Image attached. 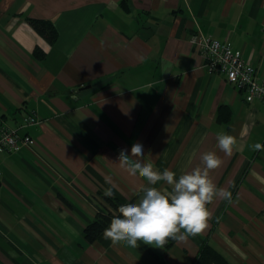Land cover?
Wrapping results in <instances>:
<instances>
[{
    "label": "crops",
    "instance_id": "1",
    "mask_svg": "<svg viewBox=\"0 0 264 264\" xmlns=\"http://www.w3.org/2000/svg\"><path fill=\"white\" fill-rule=\"evenodd\" d=\"M28 18L52 22L55 42ZM197 31L231 43L264 80V0H0V127L32 139L0 152V264H193L206 239L231 264H264V106L206 71ZM221 132L236 139L230 156ZM136 142L177 178L215 152L210 179L233 203L215 199L208 227L167 251L87 243L106 190L143 195L147 182L117 161Z\"/></svg>",
    "mask_w": 264,
    "mask_h": 264
},
{
    "label": "clouds",
    "instance_id": "2",
    "mask_svg": "<svg viewBox=\"0 0 264 264\" xmlns=\"http://www.w3.org/2000/svg\"><path fill=\"white\" fill-rule=\"evenodd\" d=\"M218 148L231 155L236 139L221 132L216 136ZM252 150H260L259 143L250 146ZM145 152L141 143L131 146L130 154L121 150L117 161L121 168L131 176H139L147 182L142 189L143 195L137 202L126 203L116 210L107 228L103 230L104 238L113 244L124 243L137 248L138 241L157 248H163L169 239L184 240L189 236L201 234L207 227L211 212L207 205L215 199L233 203L232 193L217 188L210 179V171L219 168L222 160L215 152L201 155L203 167L197 166L191 171L176 177L169 169L162 172L155 169L151 154L144 161ZM164 182L171 186L168 193L162 192L156 185ZM111 191L106 190L105 195ZM183 230V231H181Z\"/></svg>",
    "mask_w": 264,
    "mask_h": 264
},
{
    "label": "built area",
    "instance_id": "3",
    "mask_svg": "<svg viewBox=\"0 0 264 264\" xmlns=\"http://www.w3.org/2000/svg\"><path fill=\"white\" fill-rule=\"evenodd\" d=\"M193 49L201 56L206 71L217 73L225 80L241 90L248 103L259 100L264 106V80L256 75L254 66L246 62L240 51L233 49L231 43L222 42L200 31L190 37ZM26 125H35L39 119L27 116ZM32 139L28 136L19 139L14 129L8 126L0 127V152H18L22 145H28Z\"/></svg>",
    "mask_w": 264,
    "mask_h": 264
},
{
    "label": "trees",
    "instance_id": "4",
    "mask_svg": "<svg viewBox=\"0 0 264 264\" xmlns=\"http://www.w3.org/2000/svg\"><path fill=\"white\" fill-rule=\"evenodd\" d=\"M29 24L36 29V31L42 35L49 43H54L57 38V31L52 22L46 20H38L28 18ZM42 53L35 51V57L40 58ZM103 202L102 210L96 214L94 220L85 226L83 229L84 240L92 244L101 235L103 230L108 227L113 216L118 215L117 209L120 205L126 203H133L134 198L130 200H122L121 198L114 197L111 195H101ZM176 240L169 239L168 242L162 248L164 251L170 249ZM193 264H231L229 260L219 252L214 246H212L207 239L202 243L198 255L196 256Z\"/></svg>",
    "mask_w": 264,
    "mask_h": 264
},
{
    "label": "rangeland",
    "instance_id": "5",
    "mask_svg": "<svg viewBox=\"0 0 264 264\" xmlns=\"http://www.w3.org/2000/svg\"><path fill=\"white\" fill-rule=\"evenodd\" d=\"M37 118V117H36ZM39 122H40V120H39Z\"/></svg>",
    "mask_w": 264,
    "mask_h": 264
}]
</instances>
